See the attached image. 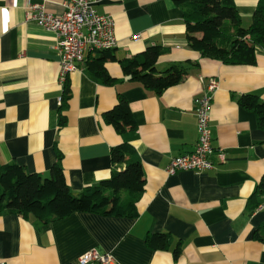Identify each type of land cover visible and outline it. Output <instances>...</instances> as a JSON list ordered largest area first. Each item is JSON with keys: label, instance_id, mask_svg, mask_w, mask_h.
<instances>
[{"label": "crops", "instance_id": "0c3cea01", "mask_svg": "<svg viewBox=\"0 0 264 264\" xmlns=\"http://www.w3.org/2000/svg\"><path fill=\"white\" fill-rule=\"evenodd\" d=\"M29 2L55 16L64 12L63 0H0V163L47 178L60 157L66 183L78 195L110 177V151L125 141L141 162L145 185L136 218L76 213L36 227L32 218L1 215L0 262L79 264V256L96 249L115 264H264V244L252 239L264 223V208L249 203L264 173V130L254 112L237 104L245 94L264 101V50L256 48L252 66L223 65L188 48L182 11L171 0H97L96 13L114 23L117 60L160 45L168 52L158 59V71L196 65L176 86L154 95L130 83L117 62L105 65L113 86L94 80L80 64L67 78L71 97L60 127L58 40L26 20ZM257 2L234 0L242 26L250 24ZM94 56L86 52L84 59ZM209 79L218 83L210 110L212 148L224 152L225 162L214 152L213 169L168 175L172 158L194 150V100ZM117 95L137 126L122 136L102 119ZM154 233L170 236L167 251L146 246L145 237ZM177 243L181 253L174 259Z\"/></svg>", "mask_w": 264, "mask_h": 264}, {"label": "trees", "instance_id": "16d2710c", "mask_svg": "<svg viewBox=\"0 0 264 264\" xmlns=\"http://www.w3.org/2000/svg\"><path fill=\"white\" fill-rule=\"evenodd\" d=\"M182 11L185 37L190 50L202 58L227 66H252L256 62V48L264 50V0H258L250 24L242 26L234 0H171ZM168 48L150 45L144 51L117 60L112 51L96 52L83 60L82 67L94 80L113 86L116 79L106 71V63L117 62L130 83L140 85L154 95L176 86L193 67L189 61L172 64L163 71L156 69L158 59ZM71 93L68 79L62 88L58 109L59 126L65 125L63 112ZM239 107L254 112L258 127L264 130V101L256 95L245 94L237 99ZM103 122L118 135L136 131V122L130 107L121 95L115 105L102 115ZM53 164L47 178L28 173L16 164L0 163V216L16 215L32 218L36 227L45 226L76 213H93L106 217L136 218L137 203L144 192V174L141 162L128 142H122L110 151V177L97 185L85 187L74 195L65 180L59 161ZM264 194V173L250 206L256 209ZM248 203V204H249ZM252 239L264 244V223L253 231ZM167 234L154 233L145 237L146 246L154 251H167L171 246ZM179 243L172 251L177 259Z\"/></svg>", "mask_w": 264, "mask_h": 264}, {"label": "built area", "instance_id": "2783aa9c", "mask_svg": "<svg viewBox=\"0 0 264 264\" xmlns=\"http://www.w3.org/2000/svg\"><path fill=\"white\" fill-rule=\"evenodd\" d=\"M96 3L97 0H63L64 12L59 16L48 12L42 4L30 2L26 4V20L56 35L57 51L60 55L59 81L62 88L68 76L79 69L86 52L113 51L116 48L114 23L109 16L96 13L94 9ZM138 39V35L132 37L133 41ZM217 89V81L209 79L203 92L195 98L197 141L194 150L172 158L165 168L166 174L209 171L214 166L212 161L214 152L219 163L225 162L224 152L214 151L212 148L209 127L210 110ZM59 103L61 104V98ZM263 208L264 194L256 210ZM78 262L79 264H115L111 255L96 249L79 256Z\"/></svg>", "mask_w": 264, "mask_h": 264}]
</instances>
